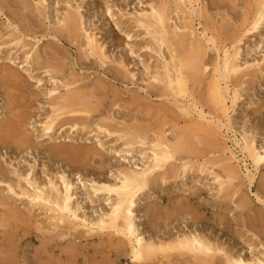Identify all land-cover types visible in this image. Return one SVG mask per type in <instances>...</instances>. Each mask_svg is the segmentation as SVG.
Segmentation results:
<instances>
[{"label":"rangeland","instance_id":"rangeland-1","mask_svg":"<svg viewBox=\"0 0 264 264\" xmlns=\"http://www.w3.org/2000/svg\"><path fill=\"white\" fill-rule=\"evenodd\" d=\"M184 1L0 0V68L14 74L9 77L10 81L6 82L5 86L8 85L9 99L17 101L16 105L21 106L20 110L27 114L21 130L30 138L34 146L22 152H15L8 147L2 149L0 145V164L8 172L10 177L8 183L13 185L14 189L16 187L15 193H19L18 185L29 192L34 190L26 182L29 179L26 176L28 173L30 180L40 185L46 184L48 179L57 186L61 184L62 178L65 182H70L72 202L79 208L75 213L77 218L73 219V216H70V219L77 223L85 221L90 225V222L104 218L109 213L114 199L113 194L108 195L105 191L96 192L94 196V189L103 190L108 185H120L123 170L134 172L144 170L150 161L153 137L161 134L160 130L168 143L176 145L175 136L178 135V130L187 132L188 129L195 128L193 134L197 135L196 137L187 134L189 140L191 138V144L198 140L206 145V142L211 140L209 147L212 153L201 158L202 161L200 159L195 161V159H187L186 153L181 151L176 155L175 161L167 165L174 176L170 179L165 176L163 180L164 169L150 176L149 187L136 196L132 207L133 223L138 228V233L155 243L160 239L165 240L167 235L175 237L186 230L204 238L209 236L215 247L224 249L223 252L214 253L211 264L215 262L217 264V261L218 264L222 262L228 264L224 253L232 259L240 258L245 261L262 259L264 187L262 188L260 184H264V168L255 170L244 146L245 139L250 140L253 137L256 150L262 152L261 154L264 153V108L261 113L257 111L260 104L264 105V21L256 31L241 36L237 32L241 22L240 15L247 7L253 8V0H236L237 2L220 0V3L219 0ZM156 3H163L166 6L169 17L166 25L168 28L170 25V33L187 34L188 40L200 41L199 44L205 51L204 60L207 62V69L203 73L204 76L202 75V78L195 83L188 82V85L190 84L189 95L193 94L197 102V110H202L207 122L198 117L194 111L192 99L190 101L187 97L173 95L166 87L165 81L154 80L153 75L157 76L159 70L158 76L166 77L167 63L174 54L163 45L159 48L154 42L151 28H144L145 22L153 23L150 10L152 5H157ZM175 7L180 11L177 12ZM69 10L77 14L79 34L77 39L67 38L66 41V38H63L64 33L54 34V31L59 32L64 13ZM25 18L29 22L34 21L38 26L37 29H32L36 31L35 37L33 31L25 33L27 31L24 29L27 24ZM172 26L176 27L177 31ZM182 27L186 28L183 30ZM172 34L170 38H174ZM211 35L217 45L209 42ZM87 36H91L101 47L100 55L106 57L101 59H104V63L88 54L85 46ZM51 50L64 58V60L57 59L64 63L62 72H47L50 69H47L46 65L52 60L49 56ZM233 54L237 58L235 63L239 71L230 74L226 81L219 79L225 99L224 108L222 106L219 109L215 103L208 101L209 80L212 79L215 64L221 66L223 56ZM25 57L28 59L26 60ZM57 60L53 62L58 63ZM219 75L220 73L217 74L218 77ZM18 80L24 85L22 94L12 89L9 83ZM67 80H72L74 83L64 86ZM4 87L0 85V125H2L1 120L9 117ZM76 90L86 94L100 91L103 101L92 112L70 116V118L84 119V122H74L76 124L74 127H71V123H58L63 117H69L62 116L53 123L51 131L43 130L45 122L50 120L49 117L53 114L54 107L61 102L56 101L51 104L49 98L51 96L59 98L73 91L78 92ZM233 95H236L235 99ZM232 100H235L233 104ZM221 109H226V113ZM183 111H187L188 115ZM148 119L152 121L148 122ZM135 129L145 131L142 134L145 137L144 141L140 142L134 136L127 134ZM62 144L86 152L87 161L84 164H68L52 158L46 151L50 146ZM214 145H217V151ZM210 160H212L211 164H209ZM186 163L188 167L185 170L179 167ZM222 164L236 167L240 172L237 174V179L231 185H223V189L219 187L220 181H218L224 180L220 167ZM250 178H252L251 184H249ZM192 192L197 193L198 196L188 201L186 197ZM0 197L4 199L10 197L16 204L20 203L21 208L30 205L26 197L6 192L5 184H0ZM172 211L179 214L175 217L171 216V219L169 215H172ZM155 213L156 217H159L157 223L150 220V216ZM36 214L42 219V213L38 208ZM221 219L223 222H220ZM40 221L42 220L38 219V223ZM207 225L210 235L205 230ZM76 231L85 233V229L81 227ZM55 234L54 231L40 232L39 238L24 237L20 242L13 236L8 239L9 243H6L3 249L0 248L2 250L15 248L18 255L16 264H38L37 258L42 255L40 253L42 237L47 238L48 235L55 236ZM0 237L5 238L2 235V228H0ZM67 238L69 237L58 239L60 245L57 247L56 255L62 254L63 257L67 255L66 251L70 250ZM85 240H88V244ZM75 243H77L76 253L79 254L78 264H95L101 260V257L93 255L94 249L101 248L96 236H86V239H81L80 243L78 240H75ZM56 255L52 258L42 256L43 259L40 260L43 262L52 259L51 262L54 264L57 261ZM107 256H109L108 262L114 259L113 256ZM203 259L204 256L186 254L175 260L182 264H186L187 261L189 264H203L201 261ZM106 261L104 260L103 264ZM118 264H131V260L122 259Z\"/></svg>","mask_w":264,"mask_h":264},{"label":"bare ground","instance_id":"bare-ground-1","mask_svg":"<svg viewBox=\"0 0 264 264\" xmlns=\"http://www.w3.org/2000/svg\"><path fill=\"white\" fill-rule=\"evenodd\" d=\"M181 1H184V0H177V2H181ZM235 1H233V2H235ZM184 2H186V1H184ZM215 2H216V0H215ZM253 2H254V5L252 4L253 8L251 9L250 7L248 8L246 6L247 9L242 12V15H240L241 16L240 17L241 22L238 26L237 32H238V34L240 33L241 36L256 31L258 29V26L264 21V0H253ZM219 3H220V0H219ZM214 4H216V3H214ZM214 4L213 5L211 4V5L214 6ZM224 4H226V3H224ZM228 5H227V7H228ZM234 5H236V4H234ZM245 5H243V6H245ZM229 6H232V4ZM175 9H176V7H175ZM150 11L153 15L152 16L153 23L148 24L145 22L144 28H148V27L151 28V34L155 39L154 42L157 43L159 48L162 47V45H163L166 47V49H169L168 50L169 52L174 53L173 55L170 56L169 61L167 63L168 71H166V74H167V75L165 74L166 77L164 75H162L165 78H163V77L160 78L158 76L159 72H160V70H159V72H157L158 73L157 76L153 75L154 80L159 81V82L165 81V83L167 84L166 87L169 89V91H171L173 93V95L180 96L183 98L187 97V99H189L190 101L192 99L194 111L197 113L198 117L202 118L205 122H207V120H205V118L202 114V110H197V107H196L197 102H196V99L193 98L194 97L193 94L189 95V91H190L189 85L190 84L188 85V82L195 83L198 80H200V78H202L204 71L207 69V66H206L207 62L204 60L205 51L201 47V45L199 44L200 41L197 42V41H195L196 39L195 40L193 39L194 41L188 40L189 36L187 34H180L181 32L179 33V35H175L173 32L172 33L174 35L172 33H170V31H171V29L169 30L170 25H169V28L166 25V24H168L167 22H168L169 17L167 16L166 6L163 3L157 4V5H152ZM178 11H180V10H177V12ZM222 11H224V9H222ZM226 11H227V9H226ZM224 13H225V11H224ZM64 14L65 15L63 16L62 26H61V28L59 27L60 28L59 32L54 31V34L64 33V37L63 36H61V37L66 38V41H67V38L70 40H75V39H77L78 34H79L78 33L79 21H78V18L76 17L77 14L75 15V13L71 10L67 11ZM203 16H204V14H203ZM20 17H21V15H20ZM188 19H190V18L188 17ZM25 21L27 23L26 28H24V29H27V31L25 33L28 34V33L32 32L34 30V28L37 29L38 26L36 25V23L34 21L29 22L26 20V18H25ZM142 24H143V22H142ZM209 24H210V22H209ZM21 25H22V23H21ZM188 25H190V24H188ZM173 26H174V24H173ZM173 28L175 30L177 29L176 27H173ZM185 28L186 27H182L183 30ZM230 32H232V30ZM35 33H36V31L32 32L34 37H35ZM171 34H172V36H174V38H170ZM230 35H232V34H230ZM236 36H238V35H236ZM239 37L240 36H238V38ZM209 42H211L213 45L214 44L217 45L216 40L214 39V37L212 35L210 36ZM21 46L24 47L25 45H21ZM85 46L88 50V54L93 56V57H96V60H97V58L100 60L102 58L106 59V57H103V55L102 56L100 55V53H102V52H100L101 47L97 44V42L94 39L91 38V36L86 37ZM18 48H20V47H18ZM60 55L61 54H58L56 51H52V50L50 51L49 56H51L52 60L50 62H48L47 65L45 63V65L47 66V69H50V70H48V71L45 70V71H47V72H62L64 70V63L59 62V60L62 58ZM36 58L38 59V57H36ZM235 58L236 57L234 54L232 56L224 55L223 60H222V65L218 66V64L216 63L215 66L213 67L212 79L209 80L208 101H210V103L211 102L215 103L219 109L222 106L224 108V100H225L224 96H223L224 95L223 91L220 87L221 83L219 82V79L222 81H226L230 74L237 73L239 71V67L235 63ZM25 59L27 60L28 57H25ZM57 59H59V60H57ZM53 60H55V61L57 60L58 63L53 62ZM61 60H64V58H62ZM103 60H101L100 62L104 63ZM125 68H126V66H125ZM218 73H220L219 77L217 76ZM11 75H14V74H11L10 71H8V70H4V69L0 68V85H3V87H4L6 85V82L10 81L9 77ZM162 79H165V80H162ZM238 81H240V80H238ZM9 83H10L12 89L17 90L18 92H20L22 94L23 86H24L22 84V81L18 80L17 82L15 81V82H9ZM73 83H74V81H72V80L68 81L67 80L65 82L64 86H70ZM7 86L4 87L3 91L6 93V108L9 111V117L6 120L5 119L1 120L2 125H0V145H1L2 149L5 147H8L15 152L16 151L22 152V151L27 150L31 147L34 148V146H32L30 138L28 136H25L23 134V131L21 130V128H23V124H24L22 122L27 117L26 116L27 114H26V112L20 110L21 106L16 105L17 101L14 102V101H11L9 99L10 95L8 93V87ZM154 86H156V85H154ZM98 87L100 88V86H98ZM152 89H153V87H152ZM76 91H78V90H76ZM69 92H71V91H69ZM205 92H206V90H205ZM67 93H68V91H67ZM50 94H52V93H50ZM101 95H102V93L100 91H96L95 93H92V94H86V93H82V92L80 93V91H78V92L73 91V92L68 93L66 95H63L59 98L51 96L49 98L51 104L56 103V101L57 102L61 101V102H60V104H58L57 106L54 107V110L52 112L53 114H52V116L49 117L50 120L45 122L43 130L51 131L53 128V123L57 119H60L59 117H62V116H69V117H65V118L63 117L62 119H60V121L58 123H62V124L71 123L72 124L71 127L76 126V124L74 122H81V121L84 122L83 118H80V117H71L70 118V116L75 115V114H86V112H92L93 110L97 109V107L100 106L101 102L103 101V99H101V97H102ZM113 95H114V93H113ZM233 97L235 99L236 95H233ZM19 100H20V98H19ZM234 101L235 100H232L231 103L233 104ZM198 103H200V101ZM263 108H264V105L260 104L259 107L257 108V111H260V113H261ZM221 111L223 113H226L227 110L221 109ZM254 111H256V110H254ZM183 113L188 115L187 111H183ZM150 114H152V113H150ZM251 114H252V112H251ZM141 115L144 116V114H141ZM147 117H148V115H147ZM152 117H150V118H152ZM133 119H134V117H133ZM151 121H150V119H148V122H151ZM57 125H59V124H57ZM142 125H144V124H142ZM130 126H131V124H130ZM160 127H162V126H160ZM201 127H202V125H201ZM170 129H172L171 126H170ZM195 130H196L195 128H193L191 130L188 129L187 132L185 130H178L179 133H178V135L175 136L177 139L176 145H172V143L171 144L168 143L167 140L163 137L162 130H160L161 134H159V135L156 134V136L153 137L154 138L152 141V143H153L152 148L153 149L151 152L150 161H149V164L145 166L144 170H142L141 172L123 170V172L121 174L122 178H121L120 185H112V186L108 185L103 190L98 189V188L94 189L93 190L94 196H96V192L105 191L108 195L113 194L114 199L110 205L111 210L109 211V213L104 218H98L96 221H94L92 223L90 222V225L86 224L85 221H83L81 223L80 222L77 223V222L73 221V219L77 218L75 213H76V210H78L79 208H78L77 204H74L72 202L73 193H72V184L70 182H67V181L65 182L64 178H62L61 184L59 186H57L54 182H52L51 180L48 179L46 184L40 185L39 183L35 182L34 180L31 181L32 179L30 180L31 177L29 176L30 174L28 173L26 176H27V178L29 177V179H27L26 182L34 190L32 192H29L28 190L21 188V186L18 185L17 188L19 190V193H15L14 190L16 189V187L14 189L13 185L8 183V181L10 180L8 172L0 164V184H5L6 192L12 193L13 195H16V196L26 197L27 199H29V202H30L29 206H27L26 208H21L20 203L16 204V202L13 201L10 197L8 199H4V198L0 197L1 198L0 199V228H2V235L5 236V238H6L5 239L4 237L3 238L0 237V247L3 249V246H5L6 243H9L8 239L13 237V236L15 237V239L18 242H20L24 237L29 238V239H32V238L37 239V238H39L38 233H40V232L41 233H49L52 231V233H53V231H54L56 233L55 236H49L48 235L47 238H45L43 236L41 239L40 253H42V255L37 258L38 264H53L51 262L52 259H51V261L50 260H43V262L40 259H43V258H41L42 256H45V257L47 256L49 258H52L54 255H56L57 247L60 245V241L58 239L64 238V237H69L66 240H67V242H69L68 245H69L70 250L66 251L67 255H65L64 257L62 256V254L56 255L57 261L54 264H78L77 257L79 254L76 253L77 243H75V240H78L80 243L81 239L83 240V239H86V236L91 237L93 235L97 237V241H98L99 245L101 246V248L93 250L94 257H96V256L101 257V260L95 264H103L104 260H107L104 264H118L122 259H126V258H129L131 260V264H159V263L182 264V262H179V263L177 262L178 259L177 260H175V259L177 257H182L186 254L204 256V259L201 260L202 263L203 264H211L213 256L215 255L214 253L217 251L219 253L223 252L224 249L220 250L219 247H215V245L211 243L209 236L207 238H204L203 236L201 237L199 234H196L195 232L192 234L190 232V230H186L184 232L179 233L178 236L176 235L175 237H172L171 235H167L165 240L160 239L158 241V243H155L152 240L145 239L144 236H142V234L138 233L139 230L135 226V224L133 223V218H132V216H133L132 207L135 204V198L146 187H149V184H150L149 178L151 175H153L157 171L164 169V174L162 175L163 180H164V178H166L165 176H168L169 179H170V177L174 176L171 174V171H170L171 169L167 168L168 167L167 165H169V163L172 162L173 160L175 161L176 155L181 151L182 152L184 151L186 153L187 159H190V160L195 159V161L198 159L201 160V158H203L204 156H208L209 153L212 151V150L210 151V147H209L210 146L209 144H211L210 143L211 140H210V142L207 141L206 145L203 144L202 142L198 141V140H196L197 144L196 143L191 144L192 143L190 141L191 138L189 140L187 134H189L190 137H196L197 135L193 134V132H195ZM129 132H132V131H129ZM129 132L127 133L128 135L134 136L135 139H137L140 142L144 141L145 137H144V135L142 136V134L145 131L142 132V130L139 131L138 129H135L132 132V134H130ZM207 135H209V134H207ZM146 140H148V137L146 138ZM206 146H208V147H206ZM214 146H213V148H214ZM244 147L248 153V157L252 161V164H253L255 170L258 171L260 168H264V153L261 154L262 152L260 153V152H258V150H256L257 147H254V145H253V137L250 138V140L245 139V146ZM46 151H48V153L50 154V156L52 158L64 161L65 163H68V164H80V163L84 164V162L87 161V153L86 152L81 151L80 148L75 149V148H72V146H68L66 144L50 146L46 149ZM215 151H217V147H216ZM263 151H264V149H263ZM221 152H222V150H221ZM181 155L183 156V154H181ZM207 163H205L204 165L206 166ZM211 163H212V160L209 161V164H211ZM187 164L188 163L183 164L182 166H179V167H181L183 170H185V168L188 167ZM217 164H219V163H217ZM172 167H173V165H172ZM220 167L222 168L221 170H222V173L224 174L223 175L224 180L223 181L218 180V181H220L219 187H221L223 189V185H231L237 179V176H238L237 174L240 172H238L236 167H232L228 164H222V165H220ZM194 171H195V169H194ZM18 174H20V173H18ZM18 174H17V176H18ZM31 174H33V173H31ZM158 176H160V175H158ZM216 177H218V176L216 175ZM24 178H25V176H24ZM218 179H219V177H218ZM251 180H252V178L249 179V184H251ZM263 180H264V178H263ZM260 186L263 188L264 184H260ZM238 187H240V186H238ZM236 189H237V187H236ZM236 192H237V190H236ZM197 196H198L197 193L192 192V193L188 194L186 199L188 201L193 200V199H196ZM227 198H229V197H227ZM206 207H208V206H205V208ZM36 208H38V211H41L42 219L39 218V214H36ZM178 214H179L178 212L172 211V215L170 214L169 216L171 218V216L175 217ZM192 214L194 215V212H192ZM70 216H73V219H70ZM37 218L42 220V221H40L38 223ZM191 218H193V217H191ZM158 219H159V217H156V213L153 216H150V220L153 221L154 223H157L156 220H158ZM221 221H222V219L220 220V222ZM225 221H226V219H225ZM262 224H263V222H262ZM80 227L82 229H85L84 234H81L80 232L77 233L76 230ZM94 229H95V231H94ZM261 229H262V227H261ZM72 230L74 232L70 233V231H72ZM205 230L207 233H209L208 232L209 231V225L206 226ZM98 231H99V233H98ZM115 235H118L119 237H116ZM209 235H210V233H209ZM87 241L88 240H85L86 244H88ZM1 248H0V264H16L17 263L16 257L18 255L16 254L15 248H13L12 250L9 248H8L9 250L8 249L2 250ZM6 248H7V246H6ZM262 249H264V248H262ZM86 251H87V249H86ZM61 253H65V251L64 252L61 251ZM173 253H176V254H173ZM257 253H258V251H257ZM37 254H38V252H37ZM103 254H106V256H103ZM107 255L113 256L114 259L111 260L110 262H108L109 256H107ZM224 256H225V260L228 264H261L264 262V256H262V259L261 258L260 259L255 258L256 260L253 259L251 261H245V260L240 259V258L232 259L231 257H228L226 255V253H224ZM218 257H219V255H218ZM196 260H198V259H196ZM186 264H189V262L187 261ZM214 264H216V262ZM217 264H218V261H217ZM223 264H225V263H223Z\"/></svg>","mask_w":264,"mask_h":264}]
</instances>
